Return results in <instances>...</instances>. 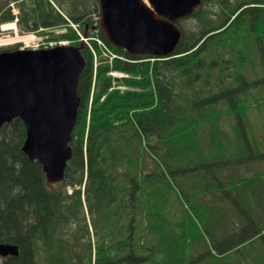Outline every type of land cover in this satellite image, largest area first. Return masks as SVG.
<instances>
[{
    "label": "trees",
    "instance_id": "trees-1",
    "mask_svg": "<svg viewBox=\"0 0 264 264\" xmlns=\"http://www.w3.org/2000/svg\"><path fill=\"white\" fill-rule=\"evenodd\" d=\"M215 2L179 24L166 59L133 58L97 26L131 60L112 68L129 90L110 91L101 65L89 115L84 47L62 184L23 152L21 119L0 128V245L20 252L0 264H264V0ZM12 3L23 31L67 29L75 46L72 24L95 36L100 0H0V23Z\"/></svg>",
    "mask_w": 264,
    "mask_h": 264
},
{
    "label": "water",
    "instance_id": "water-1",
    "mask_svg": "<svg viewBox=\"0 0 264 264\" xmlns=\"http://www.w3.org/2000/svg\"><path fill=\"white\" fill-rule=\"evenodd\" d=\"M100 0L101 27L109 44L134 58L174 56L182 32L177 23L209 0ZM83 46L0 53V128L21 119L27 138L23 152L39 162L49 185L65 180L72 159V135L82 100L78 93L86 67ZM3 257H19L0 245Z\"/></svg>",
    "mask_w": 264,
    "mask_h": 264
},
{
    "label": "rangeland",
    "instance_id": "rangeland-1",
    "mask_svg": "<svg viewBox=\"0 0 264 264\" xmlns=\"http://www.w3.org/2000/svg\"><path fill=\"white\" fill-rule=\"evenodd\" d=\"M144 1L147 3V5L150 6L148 0H144ZM212 1L213 0H211L210 2H212ZM224 1H227V3H229V2H232V1H235V0H224ZM204 6H205V8H215V7H218V3L217 2H215V3H209V4H206L205 3ZM98 9H99L98 13L94 12L95 14L92 15L94 17V22H95V20H98V17H100V5H99ZM192 20L194 22V20H196V19L185 20V21H182L181 24L183 23V25L185 26V28L188 29L190 27L189 25L192 23ZM73 29H74V26H73ZM48 33H52V35L51 36H48V35L43 36V34L40 33V36H38V37L39 38H42L44 41H52V42L55 41L57 43H61L62 44L64 40L61 38V35L66 34L67 33V29L52 30V31H48ZM6 34L7 33H5V32L2 33V34H0V41L1 42L7 40L8 37H5V36H8V35H6ZM80 34L83 35L81 32H80ZM95 34L97 35L98 34V31L95 32ZM83 37L84 36H82V38ZM82 38H81V40H82ZM85 39H87V38H85ZM81 40H80V42H81ZM88 43H91V42L89 41ZM98 49L102 50V52L100 53V55H99V53H98V51L96 49H94L93 52H92V55L94 57V67L97 70V72H98V68L101 65H105V66H108L109 68H111L112 65H113V63H114V57L109 55V53L105 50L104 45H103L102 42L101 43H98ZM247 53H248V50H247ZM246 72L247 73H251L249 71V69H247ZM112 73L113 72L109 71L108 72V76L109 77H113L112 76ZM96 77L97 78H95V83H96L97 87H96V90L94 92L95 94H96V91L98 90V85H99L98 73L96 74ZM91 104L92 103L90 101L89 106H91Z\"/></svg>",
    "mask_w": 264,
    "mask_h": 264
},
{
    "label": "bare ground",
    "instance_id": "bare-ground-1",
    "mask_svg": "<svg viewBox=\"0 0 264 264\" xmlns=\"http://www.w3.org/2000/svg\"><path fill=\"white\" fill-rule=\"evenodd\" d=\"M12 28H14V27H11L10 29H12ZM8 39V38H7ZM0 44H1V41H0Z\"/></svg>",
    "mask_w": 264,
    "mask_h": 264
}]
</instances>
